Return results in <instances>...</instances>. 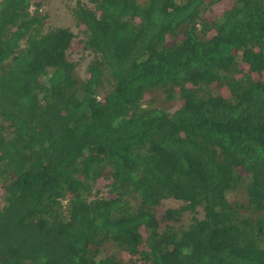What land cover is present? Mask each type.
Returning <instances> with one entry per match:
<instances>
[{"label": "trees", "instance_id": "obj_1", "mask_svg": "<svg viewBox=\"0 0 264 264\" xmlns=\"http://www.w3.org/2000/svg\"><path fill=\"white\" fill-rule=\"evenodd\" d=\"M45 1L0 2V264H264V0Z\"/></svg>", "mask_w": 264, "mask_h": 264}, {"label": "rangeland", "instance_id": "obj_2", "mask_svg": "<svg viewBox=\"0 0 264 264\" xmlns=\"http://www.w3.org/2000/svg\"><path fill=\"white\" fill-rule=\"evenodd\" d=\"M76 0H46L42 5H41V9L43 12L47 13V18H46V26H53V25H65L70 27V29L72 31H74L77 35V37L75 38V42L78 40V38H81L82 33H80L79 29L80 27L78 26L72 9L75 6ZM33 7V6H32ZM31 7V8H32ZM82 51L80 50V46L79 47H74L72 49V51H70L71 54V59H76L77 57L80 56V53ZM85 53H88V51H84ZM91 55H89V53L86 55V57H84L82 59V61L80 62L79 66H83L82 67V71L85 67L86 60L90 58ZM178 204L177 200H174L172 198H169L167 200L164 201V204L161 206L162 208L164 206H168V205H176ZM189 214L185 213L183 216V221L182 224H186L188 219ZM123 255L125 256L126 253L122 252Z\"/></svg>", "mask_w": 264, "mask_h": 264}, {"label": "built area", "instance_id": "obj_3", "mask_svg": "<svg viewBox=\"0 0 264 264\" xmlns=\"http://www.w3.org/2000/svg\"><path fill=\"white\" fill-rule=\"evenodd\" d=\"M0 2H1V0H0Z\"/></svg>", "mask_w": 264, "mask_h": 264}]
</instances>
